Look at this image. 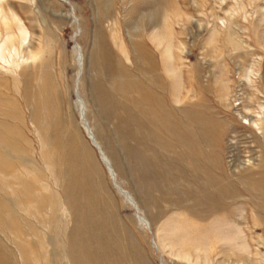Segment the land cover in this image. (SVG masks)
<instances>
[{"label": "rangeland", "instance_id": "374dc122", "mask_svg": "<svg viewBox=\"0 0 264 264\" xmlns=\"http://www.w3.org/2000/svg\"><path fill=\"white\" fill-rule=\"evenodd\" d=\"M0 264H264V0H0Z\"/></svg>", "mask_w": 264, "mask_h": 264}, {"label": "bare ground", "instance_id": "6f19581e", "mask_svg": "<svg viewBox=\"0 0 264 264\" xmlns=\"http://www.w3.org/2000/svg\"><path fill=\"white\" fill-rule=\"evenodd\" d=\"M87 130L89 131V135H91V137H93V143H94V145H96V146L99 147V150L101 151L102 156L104 157L103 152H102V150H101V148H100V145L96 142V140H95V138H94L93 134L91 133V131H90V129H89L88 126H87ZM104 159H105L104 162L107 164V166H109V163H108L107 159H106V158H104ZM109 167H110V166H109ZM219 194H220V193H219ZM126 195L128 196L129 200L135 205V202L132 200V198H130L129 194L126 193ZM217 198H218V197H217ZM219 199H220V198H219ZM217 200H218V199H217ZM218 205H219V203H217V206H218ZM141 220H142L145 224H147V222H146L145 220H143L142 218H141Z\"/></svg>", "mask_w": 264, "mask_h": 264}]
</instances>
